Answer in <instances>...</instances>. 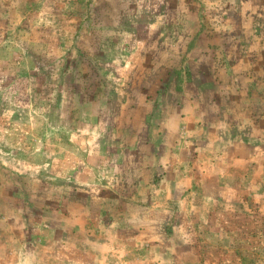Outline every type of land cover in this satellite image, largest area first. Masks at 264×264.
<instances>
[{
	"label": "rangeland",
	"instance_id": "rangeland-1",
	"mask_svg": "<svg viewBox=\"0 0 264 264\" xmlns=\"http://www.w3.org/2000/svg\"><path fill=\"white\" fill-rule=\"evenodd\" d=\"M190 70L251 111L152 211L121 179ZM37 261L264 264V0H0V264Z\"/></svg>",
	"mask_w": 264,
	"mask_h": 264
},
{
	"label": "crops",
	"instance_id": "crops-1",
	"mask_svg": "<svg viewBox=\"0 0 264 264\" xmlns=\"http://www.w3.org/2000/svg\"><path fill=\"white\" fill-rule=\"evenodd\" d=\"M200 48L206 55L207 47ZM204 72L184 71L185 82L177 90L165 84L159 101L151 106L136 133L147 148L135 154L130 151L139 163L121 182L133 184L141 193V203L152 211L166 206L158 202L159 194H166L163 198L169 200L172 193L191 191L193 182L204 175L201 170L207 165L214 167L224 158L233 143L232 129L237 125L234 113L251 111L249 105L227 103L229 97H238L237 92L230 87L220 89L219 84L217 88L210 87L212 78ZM119 184L123 183L113 186ZM72 248L80 254L79 247Z\"/></svg>",
	"mask_w": 264,
	"mask_h": 264
}]
</instances>
